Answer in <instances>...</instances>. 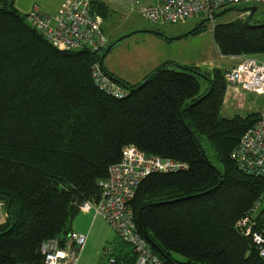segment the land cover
I'll use <instances>...</instances> for the list:
<instances>
[{
	"label": "trees",
	"instance_id": "1",
	"mask_svg": "<svg viewBox=\"0 0 264 264\" xmlns=\"http://www.w3.org/2000/svg\"><path fill=\"white\" fill-rule=\"evenodd\" d=\"M93 8L102 17L111 9L100 1ZM255 14L216 22L212 33L223 56L264 60V20L254 21ZM203 22L189 34L202 32ZM113 46L59 51L13 0L0 5V201L7 212L0 264H44L42 243L64 242L81 205L99 202L101 182L127 145L189 165L148 176L131 202L140 231L172 264H264L235 229L264 180L231 158L262 114L220 115L228 90L221 69L210 77L195 66L167 62L142 83H126L103 65ZM96 62L130 91L128 97L98 90Z\"/></svg>",
	"mask_w": 264,
	"mask_h": 264
},
{
	"label": "built area",
	"instance_id": "2",
	"mask_svg": "<svg viewBox=\"0 0 264 264\" xmlns=\"http://www.w3.org/2000/svg\"><path fill=\"white\" fill-rule=\"evenodd\" d=\"M93 1L138 15L156 26L184 24L189 20L208 21L212 32L216 14L224 10L239 4L264 7V0H156L143 5L141 0H67L54 11L34 2L26 13L27 20L59 51L88 49L102 52L108 45V39L102 29L103 19L94 11ZM247 12L249 15L250 11ZM238 60V64L225 74L228 89L234 87L242 93L264 97V60L248 55H241ZM92 78L98 90L113 98L124 99L130 93L107 74L100 62L92 66ZM231 158L241 171L264 180V113L242 135ZM188 169L186 162L148 156L134 145L122 149L121 160L109 168L108 178L101 182L99 202L85 201L81 205L82 212L93 211L96 217L102 218L135 254L134 262L110 258L108 264H165L140 231L131 202L148 176ZM4 206L0 201V224L7 217ZM235 229L250 239L259 256L264 258V189L247 214L237 221ZM86 242L87 236L75 231L69 232L64 242L60 238L44 241L40 247L44 264H78Z\"/></svg>",
	"mask_w": 264,
	"mask_h": 264
},
{
	"label": "rangeland",
	"instance_id": "3",
	"mask_svg": "<svg viewBox=\"0 0 264 264\" xmlns=\"http://www.w3.org/2000/svg\"><path fill=\"white\" fill-rule=\"evenodd\" d=\"M4 1H12V0H0V5L4 3ZM15 2V0H13ZM19 2V6L22 7V11H27L28 8L31 7V5L34 2L40 3L45 9L49 10L47 5H45L40 0H33L31 3V0H17ZM50 1V0H49ZM54 0H51V3ZM56 3L60 2L61 0H55ZM30 5L28 6V4ZM142 5L145 3H148L147 0H141L140 2ZM28 6V8H27ZM247 7L245 4H239L236 9ZM250 7V6H249ZM27 8V9H26ZM242 11H228V13H237ZM246 12V10H244ZM118 16V17H115ZM129 15H134L132 17L134 18V25L127 23V20L125 17H128ZM112 16L109 17V19L105 23V27L110 35V40L113 42H117V45L112 50V52L106 57V62L111 63L114 65H117L118 59L120 57H126L131 55L135 51V47L137 46V43L141 41L142 36H145L144 33H138L130 37H126L125 41H123L124 38L123 35H126L128 33H133L135 31L140 30H149V29H161L163 26H156L149 22H146L141 17H136L138 15L130 14L125 11H120L117 9H110L109 14L107 15ZM106 16V17H107ZM235 16V15H232ZM230 15L224 16L220 15L216 22L222 23L229 20H233V18ZM106 17H102L105 18ZM107 17V18H108ZM131 17V18H132ZM106 18V19H107ZM254 21H262L264 20V7H258V10L256 14L253 17ZM131 21V20H130ZM201 20H189L185 24H179L176 25V27H170L167 28L164 32L168 36H176L175 38L179 37L180 35L187 34L189 31L196 28V26L201 23ZM204 29L203 33L197 34V35H190L185 38H181L179 42L176 43L175 48L177 46L181 47L182 50V57L179 59L181 63H193L200 66L203 70L208 69L209 63L213 61L214 65L218 62L217 56H219L218 52L216 51V43L213 39V35L210 31L211 24L210 22L206 21L203 22ZM119 39V40H118ZM120 41H123L120 43ZM113 42V43H114ZM204 51V52H203ZM226 65V64H225ZM239 93H241L239 90H237ZM230 92H227L225 96V102L223 105V108L221 110V116L226 118H232L236 115L245 117L251 113H264V106H263V99L264 97L256 98L255 95H252L255 99H257L256 102H253L251 99V95L247 96V98L244 100L243 98H230ZM203 145L208 148L207 142L204 140V138H201ZM5 207V206H4ZM5 210V208H4ZM6 211V210H5ZM88 230L84 236H87V242L86 245L90 246L92 248H95V251L97 249L100 250L101 248V257H104L103 254L107 253L114 249V247L118 246L120 244V238L118 237L117 233L114 229H112L102 218L97 217L95 219L96 223L92 230L89 232V224H91L94 220V212L91 211L88 214ZM73 225V224H72ZM73 231V230H72ZM122 242V241H121ZM94 251V253H95ZM82 254V253H81ZM81 257V256H80Z\"/></svg>",
	"mask_w": 264,
	"mask_h": 264
},
{
	"label": "crops",
	"instance_id": "4",
	"mask_svg": "<svg viewBox=\"0 0 264 264\" xmlns=\"http://www.w3.org/2000/svg\"><path fill=\"white\" fill-rule=\"evenodd\" d=\"M33 0L30 1V3ZM41 2H43L45 5L48 6L49 11H54L57 10L59 8H61L65 2L67 0H61L60 2H57L54 0L51 3V0H40ZM148 3L145 4H152L155 3L156 0H147ZM30 3L28 4V6L30 5ZM27 6V8H28ZM15 7L21 11L22 13H27L28 10L30 8H28L27 11H22V7L19 6V2L17 0H15ZM26 8V9H27ZM236 7H234V9H231V11H242V12H237L235 13H226L224 16L227 15H235L232 16L233 18H245L248 15V8L244 7V8H240L236 9ZM244 10H246V12H244ZM225 11V10H224ZM222 11V12H224ZM220 12V13H222ZM134 15H129L128 17H125L127 20V23L134 25V18L132 17ZM102 17V16H101ZM108 17V16H107ZM106 17V18H107ZM112 17V16H109ZM109 17L105 20L103 19V23H102V29L108 39V46H110L113 42L110 40V35L109 32L107 31L106 27H105V23L106 21L109 19ZM118 17L114 15V18ZM132 17V18H131ZM138 17V16H136ZM131 20V21H130ZM187 23V22H186ZM185 24V23H184ZM179 25V24H178ZM170 27H176V25H172V26H164L161 29H149V30H140L138 29V33H144L145 36H142L141 41L139 43H137V46L135 47V51L126 57H120L118 59L117 65H114L111 63H107L106 62V57L112 52V50L115 48V46L117 45V40L114 42V46L112 47V49L107 53L104 54V58H103V65L105 67V69L107 70V72L111 75L116 76L117 78L123 80L126 83L135 85V84H139L142 83L144 81V79L158 66H160L163 63H167V62H173L176 64H179L181 66H195L197 68H199L203 73L209 75L210 77H213L214 74V70L215 69H221L223 71H225V73H227L228 71H230L231 69H233L239 62V56H223L218 48V46L216 45V51L218 52L219 56H217V60L218 62L216 63V65H214L213 61H211L209 63V68L206 70H203L200 66H198L197 64L193 63V61L191 63H181L179 61V59H181L182 57V50L180 46H177V48H175L176 43H181L179 42L181 38H185L188 37L190 35H197L203 32H199L196 34H189L191 31H189L187 34H183L180 35L179 37L175 38L176 36H168L165 34V30L167 28ZM195 29V28H194ZM153 30H158L160 31L162 35L157 34L155 32H153ZM211 31V29H210ZM134 33V32H133ZM138 33H134L131 35V33H128L126 35H123L122 38L123 41H125L126 37H130L133 36L135 34ZM212 33V31H211ZM213 35V33H212ZM214 39V38H213ZM119 40V39H118ZM123 41H120V43H122ZM216 43V42H215ZM106 47V48H107ZM204 52V51H203ZM226 64V65H225ZM227 92H230V98H243L244 100L247 98V96L251 95V99L253 102H256L257 99H255L254 97H252V93H239L234 87H230ZM256 98H259L261 96H257L255 95ZM263 106H264V99H263ZM91 212V211H90ZM90 212H80V214L75 218V220L73 221V225H72V230L81 234H86L87 230H88V214ZM97 217H94V220L91 224H89V232L92 230V228L94 227ZM95 248H92L90 246L85 245L81 257L79 259V263L78 264H108L109 263V259L110 258H116L117 260H119V262H134L135 260V254L132 251V248L124 243L120 241V244L116 247H114L113 250L104 253L103 256L101 257V248L100 250L97 249V251H95Z\"/></svg>",
	"mask_w": 264,
	"mask_h": 264
},
{
	"label": "water",
	"instance_id": "5",
	"mask_svg": "<svg viewBox=\"0 0 264 264\" xmlns=\"http://www.w3.org/2000/svg\"><path fill=\"white\" fill-rule=\"evenodd\" d=\"M248 10L252 13V14H254V13H256V11H257V7H249L248 8ZM143 232V235L146 237V239L148 240V242L154 247V249L162 256V258L163 259H165L166 260V262H168L169 264H172L171 262H170V260H169V258L165 255V254H163V252L160 250V248L153 242V240L150 238V236L144 231V230H142Z\"/></svg>",
	"mask_w": 264,
	"mask_h": 264
}]
</instances>
